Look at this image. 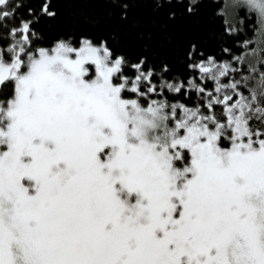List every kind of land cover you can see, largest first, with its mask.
Returning <instances> with one entry per match:
<instances>
[{"label":"snow or ice","instance_id":"obj_1","mask_svg":"<svg viewBox=\"0 0 264 264\" xmlns=\"http://www.w3.org/2000/svg\"><path fill=\"white\" fill-rule=\"evenodd\" d=\"M243 6L264 31V0ZM10 7L0 0V19ZM12 34L11 58L0 49V86L13 85L0 103V264H264V132L250 123L264 124V72L245 96L251 76L223 84L240 69L210 57L194 66L216 84L207 114L145 107L157 88L141 65L130 80L122 57L88 40L25 61L30 22Z\"/></svg>","mask_w":264,"mask_h":264},{"label":"trees","instance_id":"obj_2","mask_svg":"<svg viewBox=\"0 0 264 264\" xmlns=\"http://www.w3.org/2000/svg\"><path fill=\"white\" fill-rule=\"evenodd\" d=\"M10 4L6 10L11 15L0 19V49L5 53L21 39L12 33L24 22H30L31 32L35 33L28 47L32 52L51 49L60 41L74 47L83 40L103 45L113 59H124V72L130 80L137 74L132 65L139 64L145 73L152 72L151 83L156 85L157 93L141 100L145 107L151 100H167L188 108L199 107L207 114L206 93L217 95L216 84L202 77L194 66L210 57L216 63L240 69L222 77L223 84L251 76L248 87L240 88L245 96L264 72V33L260 34L257 14L245 6L230 14L223 0H10ZM45 5L47 13L53 15L44 11ZM239 56L244 57L243 65L235 59ZM249 64L258 71L250 74ZM189 81L204 88L205 93L198 94ZM165 82L182 84L181 93L162 89ZM12 95V84L0 87V103ZM125 98L137 97L128 93ZM214 111L223 120V106H214ZM250 123L254 130L264 132V124L255 119ZM222 146L228 147V141Z\"/></svg>","mask_w":264,"mask_h":264},{"label":"rangeland","instance_id":"obj_3","mask_svg":"<svg viewBox=\"0 0 264 264\" xmlns=\"http://www.w3.org/2000/svg\"><path fill=\"white\" fill-rule=\"evenodd\" d=\"M224 1V4H225V8L227 9H229V13L231 14L232 12H236V10L238 9V8H240V7H242L243 6V0H223ZM247 8V7H246ZM260 34L261 33H264V31H262V29H261V26H260ZM94 45V44H93ZM56 46V45H55ZM55 46H53L52 48H54ZM80 46V45H79ZM78 46V47H79ZM95 46V45H94ZM96 47H100V46H96ZM51 48V49H52ZM51 49H49V50H51ZM30 53H34V52H32V51H30L29 50V48L27 47V52L24 54V55H22V59H24L25 61L27 60V54H30ZM11 57H10V55L6 52L5 53V60H9ZM208 61H206L205 62V64L207 63ZM215 62V61H214ZM216 63V62H215ZM216 64H220V63H216ZM86 67H90L89 68V77H94V75H95V69H94V66H87L86 65ZM86 78H88V77H86ZM1 87V86H0ZM0 150H3V146H0Z\"/></svg>","mask_w":264,"mask_h":264}]
</instances>
